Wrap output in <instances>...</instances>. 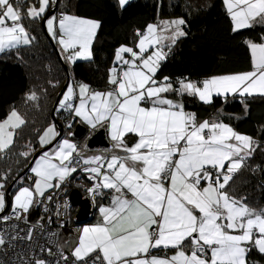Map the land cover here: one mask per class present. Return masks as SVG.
<instances>
[{
    "label": "snow or ice",
    "instance_id": "1",
    "mask_svg": "<svg viewBox=\"0 0 264 264\" xmlns=\"http://www.w3.org/2000/svg\"><path fill=\"white\" fill-rule=\"evenodd\" d=\"M55 2L37 0L38 7L30 5L25 14L19 3L0 0V52L29 45L34 37L23 20L45 18ZM118 2L124 7L128 0ZM223 5L233 33L264 24V0H223ZM45 24L63 59L71 64L92 58L99 21L60 14L47 17ZM185 24L177 18L137 30L134 47L121 45L115 50L106 90H93L83 82L67 84L56 112H69L90 131L106 128L112 147L104 154L86 155V143L81 146L64 138L54 144L60 132L50 124L39 135V144L51 147L35 158L32 184L18 188L10 215L0 220L14 217L27 223V214L44 202L49 190L60 189L80 170L92 181L85 190L93 201L110 192L111 203L99 207L95 224L78 229L71 250L73 264H89V260L92 264H248L252 250L264 255V208H252L227 190L256 142L223 121H198L195 113L185 111L181 99L169 98V94L187 95L209 104L213 96H264V43L245 41L251 71L198 82L183 77L173 83L168 76L157 80L161 62L187 35ZM38 99L35 91L25 94V102ZM25 123L15 107L0 120V153L15 143L16 130ZM67 127L71 129L72 123ZM129 136L135 138L131 144ZM25 147L28 150L20 156L27 158L35 149L30 144ZM7 180L8 174L0 173V212L6 206ZM26 238H32V229ZM5 242L0 236V245ZM161 248L173 254L152 255ZM34 264L47 262L35 259Z\"/></svg>",
    "mask_w": 264,
    "mask_h": 264
},
{
    "label": "trees",
    "instance_id": "2",
    "mask_svg": "<svg viewBox=\"0 0 264 264\" xmlns=\"http://www.w3.org/2000/svg\"><path fill=\"white\" fill-rule=\"evenodd\" d=\"M17 3L26 14L24 4L28 0H17ZM57 10L100 22L90 60L78 59L70 64L61 56L67 66L68 83L82 81L92 89L107 86V73L113 65L115 48L119 44L134 47L137 30L142 32L149 23L158 19L179 16L186 21L182 27L187 35L180 37L172 46L156 75L157 80L168 76L173 83L177 78L187 77L198 82L251 69L250 50L245 41L258 43L264 37V24H254L233 33L232 22L222 0H128L124 7L115 0H57L53 13ZM23 24L34 37L32 42L0 52V120L13 107L26 120L16 130L15 143L0 153V173L8 174L4 191L25 168L31 155L41 148L38 135L47 124L53 123V111L62 124L60 137L69 129V122H76L69 112H56L58 102L53 109L56 94L65 80V70L42 31L40 19L25 18ZM31 91L38 94V101L25 102V94ZM178 99L182 100L185 111L195 113L198 120L210 117L223 121L256 142L253 145L255 151L233 175L227 190L237 198L243 197L244 203L250 207L261 209L264 206V96H213L209 104L187 95ZM66 117L69 121L64 124ZM71 139L73 142L80 140L73 136ZM29 144L35 150L27 158L20 156L22 151L28 150L25 146ZM29 169L12 183L7 191L8 200L17 186L31 183L32 180L27 179L28 175L32 176ZM97 199L101 201L105 197L101 195L95 203ZM36 214L33 207L27 214V220L33 221ZM73 224L74 221L61 228L57 237V244L68 260H74L69 253V246L75 241ZM248 264H264V255L252 250L248 254Z\"/></svg>",
    "mask_w": 264,
    "mask_h": 264
},
{
    "label": "built area",
    "instance_id": "3",
    "mask_svg": "<svg viewBox=\"0 0 264 264\" xmlns=\"http://www.w3.org/2000/svg\"><path fill=\"white\" fill-rule=\"evenodd\" d=\"M54 14L59 16L63 11L57 10ZM75 143L78 144L76 141ZM29 177L31 175L27 176L28 180ZM91 184L92 181L88 180L87 174L78 170L67 178L60 189L49 190L43 198V203L34 206L37 214L33 221L27 220L25 223L23 219L17 220L14 217L7 222L0 220V236L6 241L4 245H0V264H34L35 259L45 260L47 264H73L74 260L65 262L62 259L61 254L64 253L57 244V237L61 228L71 224L77 210V206H72L69 200L70 190L76 188L82 194L81 197L85 196L90 203H94L95 201L85 190ZM48 195L52 196L51 201L47 200ZM100 196H96L95 199ZM66 201L67 207H65ZM58 204L61 205L60 208H57ZM11 210L9 207L3 215L9 216ZM29 229H32L30 240L26 238ZM89 264H92L91 260Z\"/></svg>",
    "mask_w": 264,
    "mask_h": 264
},
{
    "label": "water",
    "instance_id": "4",
    "mask_svg": "<svg viewBox=\"0 0 264 264\" xmlns=\"http://www.w3.org/2000/svg\"><path fill=\"white\" fill-rule=\"evenodd\" d=\"M56 5H57V0H56L55 4H51V6L48 8V10L45 14V18L40 19V25H41V28H42L44 35L46 36V38L48 39V41L50 42V44L54 48L55 53L61 59L62 57L59 54L57 47L54 44L53 39L48 34L46 27H45V19L54 12ZM61 61H62V59H61ZM62 64H63V68L65 70V80H64L62 86L60 87L59 91L56 94V97H55V100L53 103V109H55L56 103L58 102V99H59L60 95L62 94L63 90L66 88L68 80H69V74H68L67 66L63 61H62ZM52 122L55 124L57 131L60 132V135H61L62 124L54 116V111L52 112ZM87 132H88V129L82 123H79V122L74 124L73 129H72V133H74L73 137L81 138V136L86 135ZM59 137L57 138V140L59 139ZM54 142H56V141H54ZM85 143L87 144L88 149L95 148V147H106L107 141L105 139L103 129L98 128V129L94 130L92 133H90V135L87 136ZM50 147H51V145L46 146L45 148H40L37 151H35L31 155V157H30L28 163L26 164L25 168L8 185V187L5 190L6 206H5L4 210L2 212H0V216L9 208V200L7 198V191L11 187L12 183L17 179V177L24 174L31 167L35 158L39 154H41L43 151H46ZM68 195H69V200H70L72 206L78 207V209L75 212L74 218H73L74 223L75 224H81V223L86 222L89 219H91L92 212H94V210H95V202L90 203L89 199H87L85 197H81L80 192L76 188L71 189Z\"/></svg>",
    "mask_w": 264,
    "mask_h": 264
},
{
    "label": "crops",
    "instance_id": "5",
    "mask_svg": "<svg viewBox=\"0 0 264 264\" xmlns=\"http://www.w3.org/2000/svg\"><path fill=\"white\" fill-rule=\"evenodd\" d=\"M118 4H119V2H118V0H115ZM222 4H223V0H222ZM223 8H224V10H225V7H224V5H223ZM64 14H67V13H64ZM52 15H55L54 13L53 14H51V15H49V16H52ZM68 15H74V14H71V13H68ZM48 16V17H49ZM76 16V15H75ZM78 17V16H77ZM162 19H158L157 21H154V22H151V23H154V24H156V23H158L159 21H161ZM145 29H146V27H145ZM145 29H143V31L145 30ZM142 31V32H143ZM255 43H257V42H255ZM258 43H264V40L263 41H261V42H258ZM54 44H55V46L57 47V50H58V52H59V54L62 56V51H61V49H60V46L58 45V43L55 41L54 42ZM250 56H251V53H250ZM252 70V68L251 69H249V70H245V71H241V72H247V71H251ZM236 73H240V72H236ZM230 74H233V73H230ZM224 75H228V74H224ZM220 76H222V75H220ZM79 82H82V81H76L75 83H79ZM84 83V82H83ZM107 87H108V85L105 87V88H96V89H93V90H100V91H104V90H106L107 89ZM169 98H172V99H178L177 97H175V96H172V95H170L169 94ZM78 102V101H77ZM7 116V115H6ZM5 116V117H6ZM4 117V118H5ZM3 118V119H4ZM203 120H213L212 118H210V117H203V118H201V119H199L198 121H203ZM75 121H79V119L78 118H76L75 119ZM80 122V121H79ZM225 123V122H224ZM83 124V123H82ZM227 124V123H226ZM84 125V124H83ZM88 128V127H87ZM98 128H102L103 129V132H104V136H105V139H106V141H107V146L106 147H95V148H91V149H86L85 150V154L86 155H95V154H104L105 153V150L106 149H111V147H112V142L110 141V139H109V137H108V133H107V130H106V128H103V127H98ZM97 128V129H98ZM68 131V130H67ZM69 132V131H68ZM93 131H90V132H87L86 133V135L87 134H90V133H92ZM238 133H240V132H238ZM65 135V134H64ZM69 137V136H68ZM71 138V137H70ZM127 140H128V142H129V144H131V143H133L134 142V140H135V138L134 137H132V136H129L128 138H127ZM78 145H81V146H83L84 144H83V142L82 141H78ZM113 151H116L118 154H121V155H123V153H121V152H119V150H113ZM110 154V153H109ZM32 182V181H31ZM104 197H105V199H102L101 201L99 200L98 201V199H97V201H96V203H95V210H94V212H92V217H91V219H89L88 221H86V222H83V223H81V224H79L78 226H74L73 227V232H74V236H75V241H76V239H77V237H78V229H80V228H82L83 226H85V225H90V224H95L97 221H98V219H99V207L101 206V205H105V206H108V205H110V203H111V193L110 192H104L103 194H102ZM74 241V242H75ZM74 242H73V244L71 245V246H69V253L71 254V250H72V248L74 247ZM173 254V250H164V249H154L153 251H152V255H157V256H165V255H168V256H170V255H172Z\"/></svg>",
    "mask_w": 264,
    "mask_h": 264
},
{
    "label": "rangeland",
    "instance_id": "6",
    "mask_svg": "<svg viewBox=\"0 0 264 264\" xmlns=\"http://www.w3.org/2000/svg\"><path fill=\"white\" fill-rule=\"evenodd\" d=\"M13 3L14 4H16L17 3V0H13ZM32 4H36V6L38 7V3H37V0H35V3L32 1V0H28V3L27 4H24V7H25V9L27 10V8L30 6V5H32ZM67 15H68V13H67ZM73 16H75V15H73ZM77 16V15H76ZM50 17V16H49ZM78 17H81V16H78ZM81 18H86V19H91V20H94V19H92V18H87V17H81ZM177 18H180L179 16H173V17H170V18H168V19H162V20H173V19H177ZM149 24H154V23H149ZM45 27H46V30H47V26H46V24H45ZM48 32V31H47ZM52 38V37H51ZM53 39V38H52ZM53 41L55 42V40L53 39ZM136 41H137V39H136ZM136 43V42H135ZM121 45H127V46H129V47H132V46H130V45H128V44H119L116 48H115V50L118 48V47H120ZM125 55H127V54H125ZM114 57H115V51H114V53H113V56H112V64H113V60H114ZM67 63H69L68 61H67ZM114 65H111L110 67H113ZM109 67V68H110ZM220 76V75H219ZM66 89V88H65ZM65 91V90H64ZM63 91V92H64ZM63 94V93H62ZM62 96V95H61ZM60 96V97H61ZM60 99V98H59ZM57 106H58V104H57ZM9 113V112H8ZM68 121H69V117H66L65 119H64V124H66V123H68ZM77 122H79V121H76L75 122V124L77 123ZM79 123H81V122H79ZM51 124H53V123H51ZM50 124H47L41 131H40V133H39V135L40 134H42V132H43V130L46 128V127H48ZM73 126H74V124H72V127H71V129H68V131H71L72 132V129H73ZM86 128H87V126L86 125H84ZM68 131H66L65 132V135H63V136H61L56 142H58L59 140H61V139H64V138H69V139H71L70 137H68ZM88 132H90V130H88ZM243 134V133H242ZM39 135H38V144H39ZM88 135H90V134H87V135H83V136H81V138H80V141H82L83 142V144H85V142H86V138H87V136ZM246 135V134H245ZM248 136V135H247ZM72 140V139H71ZM73 141V140H72ZM56 142H54V144L56 143ZM39 146H40V144H39ZM48 150V149H47ZM40 155V154H39ZM38 155V156H39ZM37 156V157H38ZM36 157V158H37ZM35 161V160H34ZM33 164H34V162L32 163V165H31V167L33 166ZM30 167V168H31ZM29 172H30V169H29ZM31 173V172H30ZM32 184V182L31 183H24L23 185H20V186H17L15 189H14V191L11 193V195H10V199H9V207H11V201H12V198H13V196H14V194H15V192L18 190V188L19 187H21V186H30ZM81 194V193H80ZM82 195V194H81ZM83 197H85V196H83ZM86 198V197H85ZM4 214V213H3ZM1 215V216H4V215ZM0 216V217H1ZM27 217H28V215H27ZM78 226L79 224H73V226Z\"/></svg>",
    "mask_w": 264,
    "mask_h": 264
},
{
    "label": "bare ground",
    "instance_id": "7",
    "mask_svg": "<svg viewBox=\"0 0 264 264\" xmlns=\"http://www.w3.org/2000/svg\"><path fill=\"white\" fill-rule=\"evenodd\" d=\"M77 209H78V207H77Z\"/></svg>",
    "mask_w": 264,
    "mask_h": 264
}]
</instances>
